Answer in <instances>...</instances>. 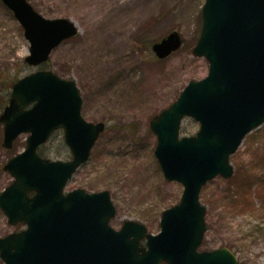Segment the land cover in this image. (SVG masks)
Segmentation results:
<instances>
[{
    "label": "water",
    "instance_id": "1",
    "mask_svg": "<svg viewBox=\"0 0 264 264\" xmlns=\"http://www.w3.org/2000/svg\"><path fill=\"white\" fill-rule=\"evenodd\" d=\"M2 2L30 44L25 60L29 66L46 63L54 50L79 33L72 21L46 19L27 0ZM182 46L180 34L172 32L152 51L164 60ZM193 54L209 62L208 76L191 81L151 121L158 140L155 156L165 179L184 186L180 203L164 211L156 236L134 221L120 231L111 228L116 209L108 191L64 194L106 128L83 118L76 83L38 71L13 86L0 117L4 147L11 149L22 134L30 136L25 151L4 167L14 182L0 195V208L11 226L27 229L0 238L5 264H241L227 248L198 252L208 229L200 194L218 176L232 178L231 157L264 124V0H206ZM185 118L200 124L196 136L180 138ZM60 129L72 153L69 162L38 154ZM144 239L146 246L141 244Z\"/></svg>",
    "mask_w": 264,
    "mask_h": 264
},
{
    "label": "rangeland",
    "instance_id": "2",
    "mask_svg": "<svg viewBox=\"0 0 264 264\" xmlns=\"http://www.w3.org/2000/svg\"><path fill=\"white\" fill-rule=\"evenodd\" d=\"M28 2L46 19L72 21L80 33L57 48L48 63L28 66L30 44L0 0V116L13 84L32 73L51 71L73 80L83 97V118L103 122L106 130L65 191H108L116 208L112 228L120 230L125 222L135 221L157 235L163 212L180 203L184 187L164 178L155 157L157 137L151 121L191 81L208 75V61L193 54L205 0ZM172 32L180 34L183 46L167 59H157L152 46ZM199 128L198 122L187 118L180 136H196ZM29 136L23 134L7 150L0 122V195L13 182L3 168L25 150ZM39 153L50 161L72 158L63 130L54 133ZM230 163L232 178L217 177L201 192L208 230L200 250L228 248L241 264H264V124L246 137ZM24 228L9 225L0 209V238Z\"/></svg>",
    "mask_w": 264,
    "mask_h": 264
}]
</instances>
